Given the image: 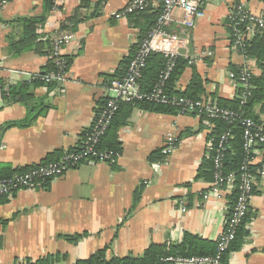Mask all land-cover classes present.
Returning <instances> with one entry per match:
<instances>
[{"label": "crops", "instance_id": "0c3cea01", "mask_svg": "<svg viewBox=\"0 0 264 264\" xmlns=\"http://www.w3.org/2000/svg\"><path fill=\"white\" fill-rule=\"evenodd\" d=\"M130 1L54 0L37 33L45 41L55 36L72 39L62 46L64 59L70 62L68 78L53 87L28 81L41 73L51 50L8 51L9 43L22 38L21 20L45 14L43 0L2 3L0 175L47 162L50 156L57 161L79 143L107 95L109 79L139 44L143 18L135 13L125 19L115 16ZM239 5L252 16L264 15V0H209L192 28L174 22L162 28L153 54L161 56L173 48L183 51L180 56L187 61L172 85L176 95L186 92L197 74L203 84L200 99L213 104L219 99L231 101L240 87L229 73L239 75L249 67L253 77L260 76L255 60L244 58L231 44L228 16ZM181 19L174 13V21ZM65 25L70 31L59 35ZM10 87L16 89L11 101L3 98L4 89ZM251 113L264 126V96ZM29 117L26 126L2 129ZM214 131V123L204 117L134 108L114 132L120 153L114 164L87 162L44 189L0 198V264H76L97 252H103L104 262L138 259L151 245L179 243L184 233L216 242L231 196L222 191L211 194L210 182L195 179L202 162L211 156ZM167 133L178 143L164 155ZM55 154L60 157L55 159ZM249 212L253 218L247 225L248 237L239 251L228 256V264H264V176L258 180ZM73 236L80 238L66 240Z\"/></svg>", "mask_w": 264, "mask_h": 264}, {"label": "built area", "instance_id": "2783aa9c", "mask_svg": "<svg viewBox=\"0 0 264 264\" xmlns=\"http://www.w3.org/2000/svg\"><path fill=\"white\" fill-rule=\"evenodd\" d=\"M209 0H131L115 16L125 19L128 15L145 12L149 8L160 9L155 22V27L143 39L130 58L124 75L120 79L111 80L106 86L107 95L103 104L98 107L93 115L91 125L81 136L79 143L71 150L65 152L57 161H47L36 166L28 167L20 172H14L8 177H0V198L8 197L12 193L25 190L35 191L46 188L47 184L62 177L68 171L74 170L84 163L114 164L120 156L119 151L101 149V142L121 104L133 102H147L150 104L172 107L180 115H195L204 117L213 122L221 120L232 124L240 121L243 127V161L239 174L225 171L224 155L230 139L229 132L221 133L217 137L215 147H211L212 181L209 193L217 195L219 192L232 193L236 190L237 196L231 206H228V216L224 229L218 237L217 249L214 256L178 257L168 256L162 264H220L222 254L233 241L235 231L243 222L249 212L250 202L258 180L264 176V128L251 119H239L237 114L219 108L216 104L198 99L192 100L180 95L167 94L165 84L175 68L178 57L177 50L166 49L162 53L164 59L163 69L158 75V80L153 89L144 93L140 91L138 80L149 57L158 49L159 34L162 28L174 22L185 28H192L196 17L202 7ZM174 13H179L182 19L174 21ZM243 25H245L243 27ZM40 27V26H39ZM231 44L244 58V50L249 37L255 31L264 33V15L252 16L243 6H236L228 16ZM71 36H55L51 41L49 58L53 60L55 71L45 75L29 76V83L39 79L45 84L53 86L63 84L67 78V66L62 54V46L71 40ZM46 40V38H39ZM251 69L246 67L239 75L229 73L230 80L243 91L251 88L249 80L252 78ZM8 88L4 91L7 92ZM244 95V93H243ZM210 128H214L213 124ZM178 143L172 133H167L165 148L162 153L169 155ZM253 170V166H257ZM159 165L155 166V169ZM238 180V183H237ZM112 264V263H109Z\"/></svg>", "mask_w": 264, "mask_h": 264}, {"label": "trees", "instance_id": "16d2710c", "mask_svg": "<svg viewBox=\"0 0 264 264\" xmlns=\"http://www.w3.org/2000/svg\"><path fill=\"white\" fill-rule=\"evenodd\" d=\"M5 2V0H0V9L2 6V3ZM54 0H43V10L44 15L40 18H33V19H24L21 20V23L23 24V35L21 40H19L16 43H9L8 45V51L11 54H19L20 52L26 50L35 48L38 49L39 47L46 49V53L50 52L51 50V41H38L39 36L37 33V26L40 24H44L45 22V16L47 13H49L54 4ZM154 8L149 9L145 13H135L134 15H139L143 18V24L140 26V41L139 43L147 37V35L152 31V29L155 27V22L157 20V17L159 15L160 9ZM150 11V12H149ZM245 25H243L244 27ZM171 29H174L178 31L177 27H172ZM230 30V29H229ZM63 31H70L69 25H65L60 29L59 35H63ZM230 33V31H229ZM231 40V37H230ZM243 53L244 56L249 59L255 60L257 68L260 70L261 74L259 77H252L249 80V84L251 86L250 89L243 91L242 89H239V94H237V97L231 101H225V100H216V105L221 109H226L231 112H234L237 114L239 119H251L256 124H260L257 119L252 115L251 110L255 104H259L263 100L264 96V33L257 32L255 34V37L253 41L246 43V48ZM132 55H129L127 59H124L121 62V71L117 73L115 76L110 78L109 80L114 79H120L126 70V66L130 60ZM66 66H69L70 62L65 57ZM154 62V64H152ZM187 65V61L182 58L181 56L178 57L175 68L173 69L169 79L167 80L165 84V89L167 94L169 95H176L172 91V85L175 81H177L178 77L181 75L182 70ZM164 66V59L162 58V55H154L152 54L149 59L146 62L145 67L142 70L141 76L138 80V85L140 88V91L144 93L150 92L154 85L156 84L158 80V75L160 71L163 69ZM56 68L54 67V63L52 59H49L39 74L45 75L49 72L55 71ZM41 84L40 80H34L30 82V84ZM48 86L53 87L52 84H49ZM24 87V86H23ZM3 88L2 82L0 81V89ZM22 88V87H20ZM19 88V89H20ZM16 91L15 87H10L7 89V92L4 91L3 98L8 100H14V92ZM244 93V95H243ZM203 94V84L202 80L197 74H193L191 82L186 90V92L179 94L180 96L186 97L188 99L192 100H198L200 99V96ZM103 102L101 103V105ZM134 108H138L144 111L149 112H157V113H177V110L172 107H165L161 105H155L150 104L147 102H133L130 104H121L118 108L117 113L115 114L109 129L107 130L104 138L101 142V149H109V150H115L119 151V143L116 141V138L114 136V132L124 125L125 121L129 117L131 111ZM32 117H29L27 120H25L22 123H13V124H6L2 129H9L12 127H21L26 126L28 122H30ZM240 121H235L232 124L226 123L221 120L213 121L215 125V131L214 135V143L213 146L215 147L217 143V137L224 132H229L230 139L228 141V147L226 149L225 155H224V165H225V171L227 172H233L236 175L239 174V168L241 166V163L243 161V127L239 123ZM264 128V126H263ZM84 134V132L80 135ZM218 135V136H217ZM217 136V137H216ZM156 157V155H154ZM153 156V157H154ZM53 156H50L49 161H52ZM55 159L59 158L60 155L55 154ZM159 159V158H158ZM157 160V158H156ZM264 164V161H263ZM257 166H253L251 170H253ZM256 169V168H255ZM11 174L2 173L0 177L9 176ZM196 180L202 179L206 182L212 181V158L205 159L200 168L198 169L197 175L195 177ZM238 183V180H237ZM255 191L253 192L254 195ZM231 197L229 198V206L233 204V201L235 200L237 196V191L235 190ZM253 218V214L250 212L247 213L245 216L243 222L239 227H237L234 235L233 241L229 244L227 250L222 254L220 259V264H228V256L231 253H235L241 249L243 244L245 243L246 238L248 237V230L247 225L250 223V221ZM80 236H73V237H66V240L69 242H77L79 240ZM217 249V243L211 242L207 240H203L195 235H191L188 233H184L182 240L177 244H162V245H151L144 254L138 258H124V259H118L113 260L111 262H104L102 259L103 252H97L94 256H92L87 261H79L76 264H162V260L168 256H178V257H202V256H214ZM40 264H48L47 261L41 262Z\"/></svg>", "mask_w": 264, "mask_h": 264}, {"label": "water", "instance_id": "95a60500", "mask_svg": "<svg viewBox=\"0 0 264 264\" xmlns=\"http://www.w3.org/2000/svg\"><path fill=\"white\" fill-rule=\"evenodd\" d=\"M181 54H183V51H181V52L179 53V55H181Z\"/></svg>", "mask_w": 264, "mask_h": 264}]
</instances>
